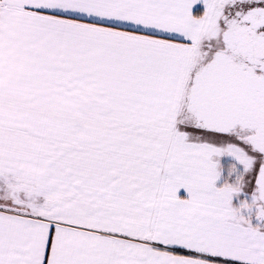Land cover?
<instances>
[{
	"label": "snow or ice",
	"instance_id": "6c2138e0",
	"mask_svg": "<svg viewBox=\"0 0 264 264\" xmlns=\"http://www.w3.org/2000/svg\"><path fill=\"white\" fill-rule=\"evenodd\" d=\"M0 264H264V0H0Z\"/></svg>",
	"mask_w": 264,
	"mask_h": 264
}]
</instances>
